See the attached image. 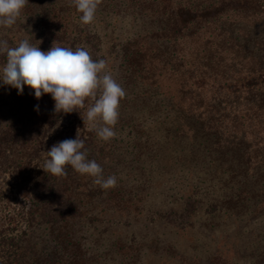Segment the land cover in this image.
<instances>
[{"label": "trees", "instance_id": "1", "mask_svg": "<svg viewBox=\"0 0 264 264\" xmlns=\"http://www.w3.org/2000/svg\"><path fill=\"white\" fill-rule=\"evenodd\" d=\"M169 1L153 0L159 22L153 30V49L161 57L156 66L164 69L171 60L174 70L178 69L176 63L182 57L177 48L194 38L202 42L200 59L212 77L221 73L220 66L226 70L243 63L236 68L239 76L246 68L244 76L235 78L239 86L223 87V94L206 100L208 106L201 102L200 93L187 96L179 89L178 94H165L157 67L152 77L142 73L143 46L134 47L131 39L121 50L128 79L137 89L120 101L116 137L103 142L82 119L89 101L77 111L56 113L51 94L36 99L28 86L18 94L0 81V264H93L105 237L114 238L110 240L115 246L127 233L142 230L152 233L153 242L158 243L155 221L194 239L193 227L202 213L209 223L226 216L250 222L264 213V156L254 158L256 170L250 173L252 149L242 147L234 130L242 116L235 118L225 111L227 101L244 92L248 102L255 101L246 111H259L264 124V38L250 33L252 26L264 28V0ZM66 2L61 9L67 12L61 14L50 0H28L14 26L0 27V40H7L10 47L24 39L34 45L42 41V51L54 42L73 50L84 47L94 60L101 59L99 36L82 27L81 13L71 0ZM122 6L126 8L123 0H102L97 12L102 8L119 12ZM26 23L31 26L27 38L22 36ZM247 44L257 45L261 54L249 53ZM226 45L229 51L222 48ZM5 62L0 55V66ZM148 113L153 114V138L141 125L147 123ZM63 116L66 123L60 120ZM140 116L142 122L137 123ZM227 117L232 130L223 125ZM77 135L84 141L88 159L102 166L105 178L116 176L115 188L103 190L71 166L66 167V177L43 170L51 147ZM241 138L245 140L246 134ZM3 178L9 185L2 186ZM152 186L161 188L160 198H153L155 208L149 207ZM165 245L172 249L168 241L161 249ZM220 257L211 260L227 264Z\"/></svg>", "mask_w": 264, "mask_h": 264}, {"label": "rangeland", "instance_id": "2", "mask_svg": "<svg viewBox=\"0 0 264 264\" xmlns=\"http://www.w3.org/2000/svg\"><path fill=\"white\" fill-rule=\"evenodd\" d=\"M50 1L53 5L60 8L61 14L67 12V10L61 9V6L66 5V0ZM123 1L126 4V8L122 6L119 12L111 8H100L102 11H96L95 20L92 24L81 25L99 36L100 46L97 54L102 56L101 59L107 61L108 70L111 72L113 78L124 88L126 96L129 97L136 92L137 85H133L132 81L128 79V71L124 65L121 50L122 46L131 39L135 40L136 45L134 47L137 45L143 46L142 61L140 63L143 67L140 66V69L143 71V74H148V76L152 77L153 67H157L156 64L159 62V58H161L156 53L157 51L153 49V30L159 27V22L156 14H153V0ZM169 2L174 3V0ZM26 24L28 26L27 30L22 35L25 38H27L31 31L29 23ZM250 31L254 37L264 38L263 27L259 25L252 26ZM208 34L206 36H209ZM239 35L241 36V34ZM243 40H245L244 37L240 39V41ZM202 41L204 42L203 39ZM202 46L201 40L195 42L194 38H192L182 47L179 46L177 48L179 54L181 52L182 57L180 62L178 60L176 63L179 64L178 69L174 70L172 66L175 63L171 60H169L168 66L164 69L157 67V72L162 74L158 83L162 86L161 90L165 94H178L179 89H182L187 96H190L191 92L200 93L201 102L208 106L206 100L219 93L223 94L225 92L223 87L231 86L237 88L239 86L235 78L244 76L246 68L243 67L241 76L236 72V68H241L243 63L237 64L235 67L230 66L226 68L227 73H225L224 67L220 66L219 71L221 73L224 72V74L222 75L218 72V76L212 77L211 73L209 74L206 71L207 67L204 66L205 61L200 59V56L203 54L200 50L203 48ZM248 46L249 49H252L249 50V53L261 54L262 51L258 50L257 45L251 44ZM227 47L229 46H222L224 50ZM197 49L200 51H197ZM225 51L229 50L226 49ZM174 55L176 56V53ZM216 59L219 60L218 58ZM228 59L229 57L226 58V61ZM149 68L151 70L147 73ZM244 94V92L236 94L239 95L237 99H234L235 97L233 96V102H231V99L228 100L225 111L233 113L235 118L239 115L242 116L237 121L234 130L238 132L239 137L237 141L241 143L242 147L248 146L252 149L250 152L251 157H253L250 161V164L253 166L250 168V173H252L253 170H256V166L254 165L256 160L254 158L258 154H260L259 157L264 156V124H262V120L258 116L259 111L256 109L246 111V106L255 101L252 98L248 102L244 98ZM220 100L224 99L221 98ZM224 105L225 102L221 104L222 107ZM162 109L165 108L162 106ZM199 109H202V107ZM5 110L8 109L5 108ZM148 116L147 123H141V125L144 124V128L149 133L150 138H153V114L148 113ZM11 120L13 119H8V121ZM60 120L64 123L68 121L64 116ZM230 120V117H227V123L224 122L223 125L225 126L226 124V128L232 130L233 127L229 124ZM138 121L142 122L141 116L138 118L137 123ZM89 128H91V125ZM244 133L246 134V139L242 140L241 137ZM47 159L49 157L44 156V163ZM262 171L261 169L260 172ZM1 182L2 186H5L9 185L10 181L5 182L3 178ZM157 188V190L155 188L153 190L152 186L150 189L152 203H149V207L151 208H155L153 207L155 206L153 198L158 199L161 195V188ZM203 215L204 213L200 214L193 227L194 239L188 238L176 229L172 230L162 225L157 226L156 224L159 223L157 221L154 222V228H158L160 231L155 233L154 236L159 237L160 240H157L158 243L156 244L153 242V237L151 238L153 234H146L142 230L135 235L127 233L122 242H115V246L111 244L112 240H110L114 238L109 237L107 239L105 237L102 240L104 244H101L96 253H94L96 261L93 264H220L211 260L213 256H218L219 254L220 258H226L227 264H230V261L233 264H264V213L259 214L250 222L245 221L246 218L236 219L232 216H226L224 219L215 217L209 223L204 220ZM160 233L163 235H160ZM167 241L173 244L172 249L171 247L167 249L168 245H165L164 249H161L162 243ZM156 245H158V248L154 250L153 247L155 248Z\"/></svg>", "mask_w": 264, "mask_h": 264}, {"label": "clouds", "instance_id": "3", "mask_svg": "<svg viewBox=\"0 0 264 264\" xmlns=\"http://www.w3.org/2000/svg\"><path fill=\"white\" fill-rule=\"evenodd\" d=\"M102 0H71V4L81 13L83 25L92 24ZM28 0H0V27L14 26ZM34 45L28 39L10 47L7 40H0V55L6 62L0 66V81L22 94L28 86L36 99L51 94L54 111L65 114L90 105L86 118L82 117L95 130L99 140L109 142L116 137L115 126L119 119L120 101L126 97L124 88L113 78L105 59L94 60L84 47H61L55 42L48 51H42L37 41ZM38 111V105L36 107ZM83 150V151H82ZM49 159L43 170L57 177H66V167L81 175L93 178V183L103 190L115 188L117 178H105L102 166L94 159H88L84 141L66 139L58 142L47 152Z\"/></svg>", "mask_w": 264, "mask_h": 264}]
</instances>
